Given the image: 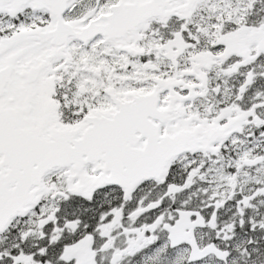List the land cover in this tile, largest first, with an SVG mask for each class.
I'll list each match as a JSON object with an SVG mask.
<instances>
[{
  "label": "snow or ice",
  "instance_id": "1",
  "mask_svg": "<svg viewBox=\"0 0 264 264\" xmlns=\"http://www.w3.org/2000/svg\"><path fill=\"white\" fill-rule=\"evenodd\" d=\"M0 264H264V0H0Z\"/></svg>",
  "mask_w": 264,
  "mask_h": 264
}]
</instances>
